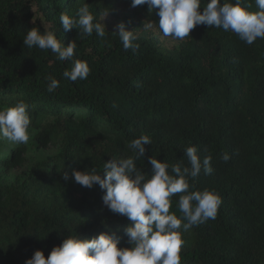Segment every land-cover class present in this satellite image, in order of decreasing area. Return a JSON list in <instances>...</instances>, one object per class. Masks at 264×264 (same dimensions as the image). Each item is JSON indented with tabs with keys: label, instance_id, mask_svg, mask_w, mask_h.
<instances>
[{
	"label": "trees",
	"instance_id": "obj_1",
	"mask_svg": "<svg viewBox=\"0 0 264 264\" xmlns=\"http://www.w3.org/2000/svg\"><path fill=\"white\" fill-rule=\"evenodd\" d=\"M85 2L101 23L105 13L127 5L126 30L137 35L139 49L125 51L118 29L104 23L103 38L78 28L65 32L60 14L75 17ZM241 3L257 11L255 0ZM130 4L0 0V107L23 100L31 119L27 144L0 147V264H24L36 250L47 258L67 236L91 239L105 232L118 247H130L127 218L103 205L99 185L81 186L71 172H102L104 161L133 155L128 143L145 134L152 143L136 161L144 173H151L150 156L190 166L189 146L201 161L211 156L212 173L201 171L189 183L217 193L221 204L214 220L188 231L182 222L181 264H264V39L248 45L233 32L201 24L169 48L160 40L157 10ZM31 28L53 31L64 46L75 41L74 59L87 62V79L63 78L70 61L24 46ZM48 76L59 81L51 93ZM49 145L56 151H41ZM179 195L170 207L177 217Z\"/></svg>",
	"mask_w": 264,
	"mask_h": 264
},
{
	"label": "clouds",
	"instance_id": "obj_2",
	"mask_svg": "<svg viewBox=\"0 0 264 264\" xmlns=\"http://www.w3.org/2000/svg\"><path fill=\"white\" fill-rule=\"evenodd\" d=\"M255 4L257 11L253 12L248 10L250 5L243 6L241 0L234 3L207 0L202 13L198 11L201 0H131L130 6L147 5L150 12L157 10L159 21L156 24L164 37L184 40L197 25L203 24L233 32L241 41L251 45L258 38L264 39V0H255ZM59 19L65 32L78 28L84 36H91L93 32L98 37L105 36L104 24L94 22L86 2L75 17L61 13ZM147 27L151 28L152 22ZM116 28L123 49L137 51L140 47L135 43L137 35L126 30L123 23ZM23 45L50 50L60 61H70V70L62 73L67 80H85L90 74L87 62L74 59L77 43L69 41L64 46L53 31L42 33L31 28L23 38ZM45 79L49 93L59 87L56 78L48 76ZM28 108L23 100L15 106L0 107V139L14 144L29 142L31 119ZM151 143L148 135H140L127 145L133 155L104 161L102 172L94 167L71 172V178L81 186L91 189L99 185L104 190L103 205L112 213L127 218L130 223L124 233L130 247H118L114 235L105 232L91 239L67 236L59 246L51 249L47 258L42 250H36L24 264H181L182 222L186 221L183 231H188L193 226L214 220L221 204L217 193L208 189L195 190L189 183V179L196 178L201 171L205 175L212 173L211 156H205L201 161L195 146L184 149L190 166L170 165L150 156L148 162L152 169L147 174L137 168L136 161L144 157L145 145ZM222 159L227 162L229 154L225 153ZM62 178L67 181L68 173L64 172ZM177 194H180L177 201L180 217L170 212L172 197Z\"/></svg>",
	"mask_w": 264,
	"mask_h": 264
},
{
	"label": "rangeland",
	"instance_id": "obj_3",
	"mask_svg": "<svg viewBox=\"0 0 264 264\" xmlns=\"http://www.w3.org/2000/svg\"><path fill=\"white\" fill-rule=\"evenodd\" d=\"M129 7L125 4H121L113 13H105L102 17V21L105 24L106 27L110 28V29H117L116 25L123 23L125 26V29L128 27V25L125 23V18L128 15L129 12ZM107 14V15H106ZM106 15V16H105ZM105 16V17H104ZM134 23H137V21L134 20ZM151 32L156 33L157 30L153 27L149 28ZM160 40L162 42H164V44L166 45V47L172 48L173 45L176 43V40L173 39L172 37H164L163 35H160ZM29 132V131H28ZM15 145H19V144H14L9 142L6 139H0V147L2 148H7L10 146H15ZM41 151H45V152H49V153H53L56 151V147H52L51 145L47 146L46 148L41 149ZM23 154L22 151H20L17 156H21ZM26 163L29 162L28 160L25 161ZM24 168H20L17 171H13L10 174L11 179L14 178L16 175L19 174L20 170H23Z\"/></svg>",
	"mask_w": 264,
	"mask_h": 264
}]
</instances>
